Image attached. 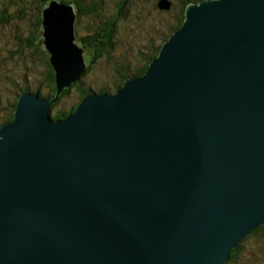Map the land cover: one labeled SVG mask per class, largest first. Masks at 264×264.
Masks as SVG:
<instances>
[{
  "label": "water",
  "instance_id": "1",
  "mask_svg": "<svg viewBox=\"0 0 264 264\" xmlns=\"http://www.w3.org/2000/svg\"><path fill=\"white\" fill-rule=\"evenodd\" d=\"M75 16L43 9L56 94L0 125V264H225L264 224V0L188 3L144 73L52 119Z\"/></svg>",
  "mask_w": 264,
  "mask_h": 264
},
{
  "label": "rangeland",
  "instance_id": "2",
  "mask_svg": "<svg viewBox=\"0 0 264 264\" xmlns=\"http://www.w3.org/2000/svg\"><path fill=\"white\" fill-rule=\"evenodd\" d=\"M9 1L14 7H22V9L17 14L18 18H13L16 15L9 11L12 16L11 21L7 20L6 26L0 25V115L3 114L4 105L12 101L23 86H27L30 89L24 92H33L39 86L42 90H39L41 94H45V89L47 88L42 57L36 50H33L34 48L26 46L24 42L30 31L35 32L33 26H30L31 17L29 11L36 7L37 0H0V11L3 6L8 5ZM116 1L120 0H103L104 10H100L99 16L85 15L77 18L75 8V21L79 19L78 24L81 27L90 26L99 20L100 17L108 16ZM129 1L131 3L127 5L128 9L125 11L128 13L121 18L123 19V25L119 26V29L116 31L115 39L118 38V44L108 50L100 59L96 60L92 64L91 69L82 77L85 85L92 86L90 89H93L96 85L100 86L101 84L111 83L114 80L112 75L113 65L119 66L122 63L126 65L131 64L132 67L128 68L127 71L128 73H132L135 66L139 62H142L141 56L146 47L151 42L158 44L155 41L156 34L154 33L158 30V27L153 23L155 17L160 14L167 21L171 13L176 9L173 7L172 11V5L168 0H166L168 7H161L166 11L154 9L153 4L157 0H149L148 4H146V0ZM173 1L178 2V0ZM140 14L141 16H147L146 20L140 19L138 16ZM164 27L165 24L161 25L160 29L162 30ZM42 33L43 30L41 29V47L46 51L47 49L44 47L46 39L42 36ZM17 34L20 35L16 36ZM35 41H37L36 38L33 42ZM90 57L85 58L86 62L87 60H91ZM78 99L79 96L76 88H71L68 95L59 101L54 108L58 109L62 105H72ZM262 232L248 236L240 243L239 254L235 264H264V234L261 236Z\"/></svg>",
  "mask_w": 264,
  "mask_h": 264
},
{
  "label": "trees",
  "instance_id": "3",
  "mask_svg": "<svg viewBox=\"0 0 264 264\" xmlns=\"http://www.w3.org/2000/svg\"><path fill=\"white\" fill-rule=\"evenodd\" d=\"M22 1V0H21ZM28 1V0H27ZM53 0H37L36 7L31 9L29 11V15L31 17V24L30 26H33V29L35 32L30 31L28 36L24 39V42L26 43V46H29L31 48H34L33 50L37 51L38 54L42 57V63L45 67V81L47 88L45 94H41L39 90L41 88L38 86L36 90L33 91V93H37L42 97L51 98L56 94V87H55V72L53 70V67L51 66L49 62V53L41 47V34L40 31L42 29V12L43 9L46 7V5ZM58 2L66 3V4H72L76 8V14L77 18L85 15H94L99 16L100 10L103 11V0L98 1H87V0H56ZM156 1V0H155ZM172 5V11L173 7L176 8L174 12L171 13V16L167 21L163 16L158 14V16L155 17L153 20V23L158 27V30H156L154 33L156 34V42L158 44H155V42H151L147 47L146 50L142 53L141 59L142 62H139L137 66H135L133 73V76L140 75L144 73L146 70L149 62L158 54L163 42L168 39V37L177 30L184 18V9L185 6L190 2H198L201 0H178V2H174L173 0H168ZM18 3V2H14ZM20 3V2H19ZM131 1L129 0H120L114 2V6L111 11H109V15L103 18H99L96 22H94L92 25H88L86 27H81L78 24V20L74 23V36L77 40V44H79L83 49V56L86 58L88 56H91V60H87V67L85 72L78 78L75 82H73L69 87L64 88L61 92V94L57 97V100L49 110V114L52 119H60L71 113L76 106L79 104V102L82 100V98L87 94L91 92L95 93H114L118 88H120L124 81L132 76V73H128V68H131L132 65H126L125 63L119 64V66L113 65L112 68V75L114 77V80L111 83L101 84L100 86H95L93 89H90L92 86H88V84H84V81L82 80V77L91 69L92 64L100 59L108 50L115 47L116 44H118V38L115 39L116 31L119 29V26L123 25V19L122 16L128 12H125L126 9H128L127 5H129ZM149 3V0H146V4ZM176 3V5H175ZM159 0H157L153 7L156 10L159 11H166L159 5ZM160 7V8H159ZM9 9V10H8ZM22 7L16 8L14 7L10 1L8 2L7 6H3L0 11V25L6 26V21H11L12 16L9 13V11L12 14H15L16 16L13 18H18L17 14L21 12ZM102 13V12H101ZM155 13V12H153ZM157 14V13H155ZM152 15V14H151ZM140 19L146 20L147 16H144L141 14L138 15ZM165 24V27L161 30V25ZM76 25V26H75ZM20 34H17L18 36ZM37 39V41L33 42ZM33 40V41H32ZM86 60V59H85ZM76 88L79 99L77 102H75L72 105L69 106H63L61 108H54L56 104L61 101L65 96L68 95L71 88ZM30 90L29 87L23 86L20 92L15 96V98L10 101L9 103L4 105L3 114L0 115V125L9 122L13 118V113L15 110L17 98L19 95H21L24 91ZM32 91V90H31ZM42 91V90H41ZM263 231V232H262ZM262 232V235L264 234V224L258 225L256 228L251 230L240 242L234 247L230 253L229 258L225 264H235L237 261V257L239 254V246L240 243L247 238L248 236H253L255 234H258ZM260 236V237H261Z\"/></svg>",
  "mask_w": 264,
  "mask_h": 264
},
{
  "label": "bare ground",
  "instance_id": "4",
  "mask_svg": "<svg viewBox=\"0 0 264 264\" xmlns=\"http://www.w3.org/2000/svg\"><path fill=\"white\" fill-rule=\"evenodd\" d=\"M33 93V92H32Z\"/></svg>",
  "mask_w": 264,
  "mask_h": 264
}]
</instances>
